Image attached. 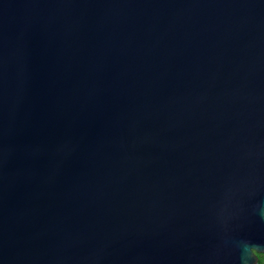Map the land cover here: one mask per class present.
I'll return each instance as SVG.
<instances>
[{
  "label": "water",
  "instance_id": "water-1",
  "mask_svg": "<svg viewBox=\"0 0 264 264\" xmlns=\"http://www.w3.org/2000/svg\"><path fill=\"white\" fill-rule=\"evenodd\" d=\"M264 0H0V264H256Z\"/></svg>",
  "mask_w": 264,
  "mask_h": 264
},
{
  "label": "trees",
  "instance_id": "trees-1",
  "mask_svg": "<svg viewBox=\"0 0 264 264\" xmlns=\"http://www.w3.org/2000/svg\"><path fill=\"white\" fill-rule=\"evenodd\" d=\"M256 264H264V254L258 253V262Z\"/></svg>",
  "mask_w": 264,
  "mask_h": 264
}]
</instances>
